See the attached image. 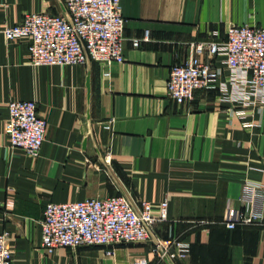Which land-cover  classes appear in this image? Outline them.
I'll use <instances>...</instances> for the list:
<instances>
[{"label":"crops","instance_id":"obj_1","mask_svg":"<svg viewBox=\"0 0 264 264\" xmlns=\"http://www.w3.org/2000/svg\"><path fill=\"white\" fill-rule=\"evenodd\" d=\"M127 21L125 62L34 66L29 39L2 30L29 13H66L62 0H0V235L9 233L14 264H264V225L230 229L245 186L264 189V103L245 74L226 68L219 83L179 104L169 95L175 65L198 42H224L232 25L264 27V0H118ZM149 33V39L145 37ZM140 39L141 45L134 46ZM34 101L48 122L37 157L10 146L11 101ZM126 193L169 202L161 240L191 245L186 258L160 262L152 245L109 255L103 247L42 246L48 203Z\"/></svg>","mask_w":264,"mask_h":264},{"label":"built area","instance_id":"obj_2","mask_svg":"<svg viewBox=\"0 0 264 264\" xmlns=\"http://www.w3.org/2000/svg\"><path fill=\"white\" fill-rule=\"evenodd\" d=\"M66 13H29L2 32L7 40L29 39L28 60L34 66L100 63L108 68L125 62L127 21L118 0H62ZM149 39L147 33L145 40ZM136 39L134 46L139 47ZM225 56L233 74H245V86L255 101L264 103V27L232 25L227 40L198 42L184 63L175 65L168 82L170 97L179 104L193 102L199 91L219 83L225 66L214 64ZM7 134L10 146L37 157L46 141L47 120L34 101H11ZM241 208H230L226 225H264V189L247 183ZM169 202H136L126 193L74 203H48L42 221V246L48 253L59 248L103 247L115 255L122 245L151 244L160 262L186 258L191 245L176 235L161 240L156 227L168 221ZM9 233L0 235V264H14ZM134 264H151L139 257Z\"/></svg>","mask_w":264,"mask_h":264}]
</instances>
